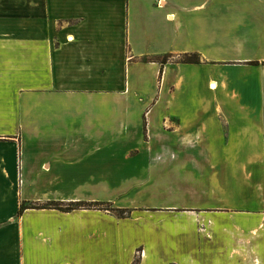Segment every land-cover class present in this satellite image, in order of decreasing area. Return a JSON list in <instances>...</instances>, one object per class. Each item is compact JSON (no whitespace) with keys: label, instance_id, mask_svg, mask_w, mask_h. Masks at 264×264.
<instances>
[{"label":"crops","instance_id":"crops-1","mask_svg":"<svg viewBox=\"0 0 264 264\" xmlns=\"http://www.w3.org/2000/svg\"><path fill=\"white\" fill-rule=\"evenodd\" d=\"M0 264H264V0H0Z\"/></svg>","mask_w":264,"mask_h":264},{"label":"trees","instance_id":"trees-1","mask_svg":"<svg viewBox=\"0 0 264 264\" xmlns=\"http://www.w3.org/2000/svg\"><path fill=\"white\" fill-rule=\"evenodd\" d=\"M169 55H164L163 56V62H166L168 59ZM171 59H176V60H180L183 62H198L199 58L197 54H183L177 58L172 57ZM102 204H100L99 202H91V203H86V202H58V201H50L47 202L45 204H39V203H25V204H21L18 210V213H20L22 211V209L24 208H45V207H51V208H56V209H60L63 211H69L71 209H75V208H79V207H92V206H101ZM108 206V205H107ZM107 209H109L107 207ZM118 212L123 213L124 210L123 209H117Z\"/></svg>","mask_w":264,"mask_h":264},{"label":"rangeland","instance_id":"rangeland-1","mask_svg":"<svg viewBox=\"0 0 264 264\" xmlns=\"http://www.w3.org/2000/svg\"><path fill=\"white\" fill-rule=\"evenodd\" d=\"M107 207L110 209V206H105V208H107ZM111 209H112V208H111ZM113 210H116V209H113ZM117 211H118V210H117ZM119 213H120V212H119Z\"/></svg>","mask_w":264,"mask_h":264}]
</instances>
